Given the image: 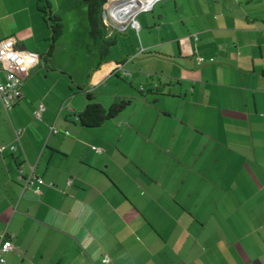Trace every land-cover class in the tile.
<instances>
[{"label": "crops", "instance_id": "0c3cea01", "mask_svg": "<svg viewBox=\"0 0 264 264\" xmlns=\"http://www.w3.org/2000/svg\"><path fill=\"white\" fill-rule=\"evenodd\" d=\"M37 3L0 0V41L33 50ZM158 4L160 35L171 9L186 25L161 52L112 64L94 51L85 86L60 96L40 62L11 110L0 101V146H17L0 151L4 264H264V0ZM158 60L169 69H144ZM113 76L130 86L112 92ZM88 93L131 103L86 128ZM32 169L40 193L19 179Z\"/></svg>", "mask_w": 264, "mask_h": 264}, {"label": "rangeland", "instance_id": "374dc122", "mask_svg": "<svg viewBox=\"0 0 264 264\" xmlns=\"http://www.w3.org/2000/svg\"><path fill=\"white\" fill-rule=\"evenodd\" d=\"M50 2L54 14L62 19L63 34L57 40L52 56L48 60L45 59L47 58L46 52L49 48L51 32L43 23L35 27L34 37L36 40L32 41V46L29 49L45 53L41 60V67L43 69H45L46 64L54 68L47 81L41 84L44 93H49L52 89L53 95L54 93H58L60 96L70 92V88L78 91L77 85L83 87L86 84V75L82 69L85 68V65L89 66L93 60L92 52L89 53L87 51L90 31L87 17L88 5L82 0H50ZM160 10L161 5L158 4L153 13L144 12L141 15L139 14L140 18L138 19L142 23L143 30L137 33L135 29L130 28L126 32L120 33V41L112 48L106 62L114 64L116 58L133 56L137 52H140L139 55L141 56L139 58H142L144 57L141 54L142 49H144L147 56L159 53L161 51H159L160 49L156 44L164 40L167 41L171 37L178 38V36L184 34L186 25L183 23V13H176L171 9L166 15L165 24L162 27L163 33L160 35L153 20L155 19V23H158V12ZM143 19H148L153 26L145 28ZM158 61L157 63L153 61L148 62L147 65L145 64L144 69L150 68V71L157 68L169 69V66L162 62V60ZM131 67L132 65L129 68ZM125 78L113 76L111 81H107L106 86L110 87L112 92L117 93L121 88L130 86L128 81L130 78L127 77V79L129 78L128 80Z\"/></svg>", "mask_w": 264, "mask_h": 264}, {"label": "built area", "instance_id": "2783aa9c", "mask_svg": "<svg viewBox=\"0 0 264 264\" xmlns=\"http://www.w3.org/2000/svg\"><path fill=\"white\" fill-rule=\"evenodd\" d=\"M123 0H117L122 2ZM162 0H148L147 3H137L135 12L131 18H124L123 13H113L110 11L109 1L104 6V21L108 27L114 31L125 32L132 28L140 29L138 15L143 12L152 11L154 6ZM42 54L34 50H23L18 45L14 37L0 41V101L6 111L13 108L15 103L20 99L21 79L35 69L42 60ZM200 60H204L200 58ZM20 133V132H18ZM9 148L11 151L16 150V145L0 146V151ZM24 188L34 187L36 192L41 191L43 180L34 173L24 178H19ZM14 248L13 236L7 229L0 231V264L6 262V254Z\"/></svg>", "mask_w": 264, "mask_h": 264}, {"label": "trees", "instance_id": "16d2710c", "mask_svg": "<svg viewBox=\"0 0 264 264\" xmlns=\"http://www.w3.org/2000/svg\"><path fill=\"white\" fill-rule=\"evenodd\" d=\"M88 5L87 17L89 21V43L87 51L89 53L97 51L99 63L105 62L111 54V50L120 41V33L108 35V26L104 21V6L109 0H82ZM37 10L43 22L50 30V44L47 52V59L54 51L57 40L63 34V23L61 17L54 14L50 0H38ZM142 95V91L138 92ZM131 103V99L121 100L113 103L109 107L99 104L93 94H87V105L79 115L80 123L86 128H95L103 125L106 121L115 118Z\"/></svg>", "mask_w": 264, "mask_h": 264}, {"label": "bare ground", "instance_id": "6f19581e", "mask_svg": "<svg viewBox=\"0 0 264 264\" xmlns=\"http://www.w3.org/2000/svg\"><path fill=\"white\" fill-rule=\"evenodd\" d=\"M148 0H123L117 2V0H109L110 11L113 13H123L124 18H131L135 12L137 3H147Z\"/></svg>", "mask_w": 264, "mask_h": 264}]
</instances>
